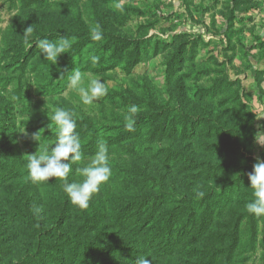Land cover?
Returning a JSON list of instances; mask_svg holds the SVG:
<instances>
[{
	"label": "rangeland",
	"instance_id": "1",
	"mask_svg": "<svg viewBox=\"0 0 264 264\" xmlns=\"http://www.w3.org/2000/svg\"><path fill=\"white\" fill-rule=\"evenodd\" d=\"M117 20L126 23L120 26ZM79 22L88 28L107 25L115 33L135 40L145 38L142 41L145 49L134 70L130 74L121 69L104 73L86 72L81 69L84 67L80 63L72 65L62 77L61 71H56L55 65L46 61L40 53L35 35L48 30L73 28L79 26ZM28 27L32 29L28 39L34 42L30 49L25 45V30ZM98 45L90 46V49L94 51ZM32 48L36 49L33 53ZM25 53L28 57L21 64V55ZM188 67L194 70L187 71ZM74 68L84 74L85 84L91 78L105 82L108 94L127 89L142 99L166 102L171 106L179 104L187 111L197 105L205 115L208 112L212 117L224 114L229 123L243 117L239 128L247 138L246 153L249 158L239 160L245 166V175L248 177L255 163L264 160V0H0V162L7 163L9 171L18 174L27 171L13 182L3 181L4 174L0 176V264H15L33 244L30 234L52 228L55 214L78 212L79 207L70 200L69 209L61 210L64 205L62 180L51 178L49 182L33 183L27 168L31 154L50 148L55 141L52 138L56 128L49 116L57 107L74 113L78 131L87 126L86 122L99 121L108 94L90 105H84L79 94L68 87ZM209 73L210 77H205ZM198 75L205 76L198 80ZM212 78H229L236 84L226 88V94L211 102H196L191 97L193 87H207L211 85ZM238 85L245 91L243 100L246 105L241 109L249 115L230 111L229 107L235 105L231 99L225 105L220 102L225 95L231 96V91ZM246 125L252 129L246 128ZM38 132L40 144L32 139V134ZM142 139L145 141L137 146L130 144L109 148L110 164L144 167L151 177H160L181 198H184L183 195L189 198L197 191L203 192L208 184L218 183L221 187L233 177L228 173L212 181L201 182L194 178L195 181L189 174L196 171H180L175 166L161 163L151 155L156 145L144 137ZM179 147L183 151L193 148L182 142ZM82 153V161L72 165L68 176L70 182L83 179L76 169L93 157ZM192 156L203 160L196 152ZM211 156L213 162H219L223 154ZM1 171L4 170L0 167ZM127 195L118 180L111 176L100 191L93 194L89 205L100 208L102 212L104 202L117 199L112 196L119 200L127 198ZM235 197L234 209L251 214L246 204L255 198L254 189L242 184ZM36 208H42L39 215L35 213ZM21 209L30 216V220L13 221L12 214ZM254 216L256 236L248 227L246 215L239 245L232 256L227 258L228 252L220 250L216 262L211 264H264V214ZM114 228L118 230L122 227L116 225ZM221 228H213L208 238L195 245L197 249L226 247L231 242L228 236L224 242L218 243ZM122 235L125 233H119V236ZM152 257L149 256V260H157ZM118 258H122L120 254ZM201 260L184 248L183 251L158 256L157 264H200Z\"/></svg>",
	"mask_w": 264,
	"mask_h": 264
},
{
	"label": "trees",
	"instance_id": "2",
	"mask_svg": "<svg viewBox=\"0 0 264 264\" xmlns=\"http://www.w3.org/2000/svg\"><path fill=\"white\" fill-rule=\"evenodd\" d=\"M117 21L120 26L126 23L124 20ZM79 23V26L73 28H60V31L53 32L48 30L35 35V41H56L61 37L69 41L70 48L62 53L54 64L55 70H60L62 77L72 65L80 63L84 67L81 69L86 72L104 73L121 69L125 74H130L134 70L141 52L145 49L142 46L145 38L135 40L130 36H123L108 29L106 25L100 28L102 39L97 41L91 38V28L82 22ZM96 44L99 45L94 51L90 49V46L96 47ZM23 47L22 45V49ZM35 50L32 48V53ZM89 52L92 54H88ZM21 56V64H24L27 53ZM93 56L100 58L96 65L92 64ZM175 57L176 54L173 59ZM188 70L194 69L188 67ZM204 76L198 75V80H202ZM205 77H210V73ZM235 84L236 81L229 78H212L211 85L207 87H193L191 97L195 98L196 102H211L221 94H226L225 89ZM244 92L243 87L238 85L231 91V96L225 95L220 102L225 105L228 99H231L235 105L229 107L230 111L249 115L241 109L246 105L243 100ZM132 104L137 105L139 111L133 117L134 129L128 130L125 127V116L130 115L128 106ZM202 112L197 105L187 111L179 104L171 106L166 102L142 99L127 89L110 92L104 100L99 121L86 122L87 126H83L80 131L76 130L80 136L82 152L92 157L101 141H106L108 147L114 149L130 144L137 146L141 141H145L142 139L144 137L156 145L151 154L153 157L163 164L177 167L180 171H196L195 174H189L193 179L201 182L212 181L219 179L221 174L228 173L233 177L221 187H218V183L208 184L202 192L203 196H198L197 191L189 198L184 195V198H181V195L172 192L171 189L174 188L167 187L158 176L151 177L144 167L111 165L112 177L118 180L120 188L128 193L127 198L118 200V197L112 196L117 199L104 202L102 212L100 208L92 205L84 209L77 208L78 212H72L73 216L72 213L66 215L64 211L58 212L53 219V229L30 234L33 244L14 263L47 264L49 261L56 262L55 264H135L139 256L148 259L153 256L157 260L152 261V264H157L158 256L183 251L184 248H187L189 254L198 255L200 260H204H201L200 264L216 262L220 250L228 252L227 258L232 256L239 245L246 215L252 235L257 234L254 214L234 209L235 192L242 184L250 185V180L244 172L245 166L239 160L249 158L246 153L247 138L239 128V123L244 119L237 118L236 122L229 123L224 114L212 117L210 112L207 115ZM245 127L252 129L250 125ZM52 139L55 141L48 148L49 151L57 141L56 132ZM181 142L192 146V150H180ZM195 152L201 155L203 160L192 156ZM220 153L223 154L221 160L213 162L211 155ZM0 167L4 170L0 172V176L4 174L2 180L6 182H13L18 176L27 173L9 171L5 162H0ZM63 183L61 196L64 205L61 210H68L69 198L63 191ZM12 218L13 221L30 220L24 209L13 213ZM116 225L122 228L114 230ZM216 226L222 227L218 234V243L224 242L226 236L231 242L218 250H209L207 246L197 249L195 245L208 238L212 233L210 231ZM121 232L125 235L119 236ZM119 254L122 258H118Z\"/></svg>",
	"mask_w": 264,
	"mask_h": 264
},
{
	"label": "clouds",
	"instance_id": "3",
	"mask_svg": "<svg viewBox=\"0 0 264 264\" xmlns=\"http://www.w3.org/2000/svg\"><path fill=\"white\" fill-rule=\"evenodd\" d=\"M31 27L25 30V45L30 49L33 41L28 39ZM91 38L101 40L102 32L100 26L91 28ZM40 53L46 61L55 64L58 57L67 52L70 48L69 41L65 37L51 41L48 39H38L35 41ZM98 56L91 57L93 65L99 62ZM68 87L76 91L84 105H90L108 94V87L100 79L91 78L85 84L84 74L77 68L72 70V75L68 80ZM139 111L137 105L128 106L130 115L125 116V127L128 130L134 129V115ZM48 114V113H47ZM49 116V115H48ZM56 128L57 141L49 149L43 148L31 154L28 158L27 168L33 183L49 182L51 178L62 180L63 191L67 194L70 202L79 208H87L93 194L98 193L102 185L106 184L112 176V166L109 158V147L106 141L98 143L97 150L91 160L83 167H78L76 173L83 177L80 181H68V176L72 172L73 163L80 162L84 158L81 151V140L75 131L77 121L71 110L57 107L49 116ZM48 128L51 129L49 125ZM25 132V131H24ZM26 134V133H25ZM32 139L40 144V132L33 133ZM250 186L254 189V199L246 204L249 213L260 216L264 214V160H260L253 166V171L248 173ZM203 196L202 192L197 193ZM42 208H36L35 213L39 215ZM135 264H152V261L145 256L136 258Z\"/></svg>",
	"mask_w": 264,
	"mask_h": 264
}]
</instances>
